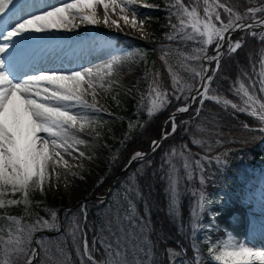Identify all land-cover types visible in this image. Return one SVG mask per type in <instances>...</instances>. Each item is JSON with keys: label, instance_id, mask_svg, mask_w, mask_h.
<instances>
[{"label": "trees", "instance_id": "obj_1", "mask_svg": "<svg viewBox=\"0 0 264 264\" xmlns=\"http://www.w3.org/2000/svg\"><path fill=\"white\" fill-rule=\"evenodd\" d=\"M148 1H152L155 6L143 8L135 4L131 7L136 8L141 15H148L152 35L149 39H142L126 34L118 37L117 43L129 47L136 45L143 51L151 69L150 85L155 79L162 86L161 90L167 92L163 106L149 114L150 100L156 97L150 93V89L137 107L134 99L126 93L123 102H115L119 111L131 115L134 122L117 148L106 179L90 194L95 197L88 198L85 218L80 204H77L61 211L62 229L59 232L40 233L36 236L38 254L32 264H92L82 251L84 233L90 245L94 238V254L104 264L107 261L115 264L108 253L109 244L113 251L120 249L119 259L126 260V264H196L198 256L204 264H208L207 249L210 244L202 241L197 234V221L193 216L201 193L216 192L219 185L223 184L231 188L247 185L252 191L260 188L259 167L264 163V133L259 129L245 127V123L250 126L260 124L251 115L237 110L236 116L232 115L209 99H203L201 103L200 95L197 94L186 112L176 113L173 117L176 125L173 131L169 115L179 107L186 106L191 93L184 86L193 85V90L200 79L194 72L182 68L181 64L203 74L202 56L212 50L215 44H205V38L200 37L189 40L178 29H173L172 25L178 24L177 9L173 7L175 3L169 5L166 0ZM225 1L238 11L264 5V0ZM183 2L189 7L196 6L202 15L197 0ZM248 29L231 35L230 39L239 41L241 47L231 53L226 49L221 55L219 67L208 82L209 93L229 96L237 102L235 85L253 76L252 66L259 60L258 51L262 49L264 53V39L257 40L258 33L250 34ZM201 48L203 52H200ZM194 56L200 59H186ZM169 66L180 81L177 87L184 88L183 91L173 88ZM162 129L165 134L153 145ZM193 139L201 143H193ZM150 149L145 157L133 160L118 174L135 153ZM173 149L176 155H172ZM217 156H221L226 163L218 165L215 160ZM185 158L190 166L188 170L183 167ZM197 160L201 162L202 169L196 166ZM189 172L191 179L188 178ZM201 176L204 177L203 185ZM170 177L178 181L175 203ZM112 181L110 194L104 198ZM62 202L61 205H65ZM156 206L158 209H155ZM49 210L57 213L59 206L49 209L32 204L25 210L21 202L6 205L0 209V238L7 240L10 229L15 234L18 227L8 217H15L21 222L19 226L27 229L36 225L41 218L51 222ZM57 228L58 217L55 229L37 225L29 248H34L32 238L38 230L53 232ZM41 244L44 250H41ZM168 250H173L172 259L169 258ZM46 254L51 257L50 261ZM6 259L9 264H19L24 260L17 262L11 253L6 256L4 245L0 243V264H4Z\"/></svg>", "mask_w": 264, "mask_h": 264}, {"label": "snow or ice", "instance_id": "obj_2", "mask_svg": "<svg viewBox=\"0 0 264 264\" xmlns=\"http://www.w3.org/2000/svg\"><path fill=\"white\" fill-rule=\"evenodd\" d=\"M203 3L205 7L203 8L204 15L202 18L196 6L189 7L183 0H175L173 7L177 9L178 24H174L172 27L178 29L189 40H197L200 37L205 38V44H212L213 40L216 39L217 56L211 59L217 61L218 68L220 41L224 39L225 32L232 28H252L254 25L234 23L233 16L235 21L243 20L245 17L234 13L232 8L221 3L220 0H212L211 4L209 0H203ZM135 4L136 0H72L71 3L53 7L39 14H31L25 19L16 21L10 30L0 31V54L8 53L9 49L14 48L17 44L15 38L23 37L26 33L70 30L71 27H75L74 20L76 19L88 24H98L100 20L97 19L96 9L100 5L103 7V22L105 24L109 22L110 10L115 12L119 9L121 18L125 23H130L133 27H136L135 9L132 10L131 20L126 15L130 6ZM16 7L14 0H0V18H2V15H7L8 12L15 16L14 9ZM220 8L229 13L227 24L224 23L219 11H217ZM258 12H264V8L249 7L246 16L249 19H255ZM9 19H12V17L10 16ZM111 22L113 24L117 23L115 20ZM216 22L219 23V27H217ZM256 24L264 27V19L257 20ZM240 47L241 43L237 41L234 46L229 44L228 50L231 53ZM203 51V48H201L200 52ZM186 59H200V57L194 56ZM11 61V55L7 59L0 58V209L6 205L20 203L18 200L5 201L3 197L9 190L12 194L16 192L23 193L25 197L23 202L25 204L29 203L27 200L29 191L33 189L44 190L45 180L47 179L46 169L50 162L58 163L63 160V156L58 150L67 151L73 144L84 143L83 140L79 139L77 133L83 132L86 127L91 125L92 121L87 115H78L69 111V106L79 105L84 109L98 111L95 105L88 104L83 96L89 89H94L97 86L94 77L103 80L104 77L114 75L115 66L122 64L124 58L121 56L112 57L109 62L95 71L92 68L68 73L40 71L37 74H26L19 79L14 75ZM165 64H167L166 60ZM181 67L194 72L201 80L205 79L202 72L189 69L185 64H181ZM168 71L172 78L173 88L176 91H183L184 88L177 87L180 81L177 74L172 71L171 66H169ZM211 80V76L207 77L208 82ZM41 84L46 86L43 88L38 87ZM84 85H87V88ZM99 86L103 87V84ZM149 87L150 93H154L156 100L159 101V103L156 100L153 101L152 108L149 109L151 115L154 109L163 106L167 92L161 90L162 86L155 79ZM184 87L191 92L193 85L188 84ZM241 87L243 88V86ZM261 90L264 91V89ZM207 93L208 85L204 84L203 91L198 94L203 98L220 102L218 97H208ZM91 95L95 97V92L92 91ZM243 95L246 97L244 101L246 108L240 110L246 111L250 108V114L264 122V103H260L259 109H257L254 97L247 90H244ZM195 98L192 97V99ZM201 103H203V100H201ZM224 103L228 104L230 102L224 101ZM231 106L233 108L237 107L236 104H231ZM187 110V107L178 109L180 112H186ZM175 129L176 125L173 120V131ZM261 131H264V129H261ZM193 143H201V141L193 139ZM153 144L156 145V142L154 141ZM172 155H176L175 149L172 150ZM180 155L183 156L184 153L181 152ZM136 156L139 157L141 154L136 153ZM215 160L218 165L226 163L221 159V156L215 157ZM64 163L67 164L66 161ZM195 164L202 169L203 166L199 160L195 161ZM183 167L185 170L190 167L187 158H185ZM188 178H192L190 172ZM170 180L173 203H175L178 195V181L171 179V177ZM201 184H204L203 176H201ZM206 206V197L201 193L197 204L198 211L194 210L193 216L198 217ZM49 213L51 222L41 218L37 220L36 225H31L27 229L20 227L21 222L15 217H8L18 227L15 234L10 229L7 240L0 238V243L4 245L5 255L14 254L17 262L24 259V264H32L38 253L35 248L30 249L29 246L32 234L37 230V225L47 229L56 228L57 213L55 210H49ZM41 250H44L43 244H41ZM108 253L111 254L115 264H126V260L119 259L121 256L119 248L113 251L112 245L109 244ZM168 253L169 258L172 259L174 256L173 250H168ZM84 254L92 264H97L88 249L86 241ZM46 258L49 261L51 260V257H47V254ZM207 262L208 264H264V248L252 246L248 242L239 241L231 235H227L224 239L210 244L207 249ZM4 264H9L7 259ZM106 264H112V261H107ZM196 264H204V261L198 256Z\"/></svg>", "mask_w": 264, "mask_h": 264}, {"label": "rangeland", "instance_id": "obj_3", "mask_svg": "<svg viewBox=\"0 0 264 264\" xmlns=\"http://www.w3.org/2000/svg\"><path fill=\"white\" fill-rule=\"evenodd\" d=\"M64 2L65 1L63 0H33V3L31 5H27L24 10H16V15H11L12 19H9L7 23H5V20L2 21V19L0 18V31L10 30V28L16 21L25 19L31 14H39L40 12L50 10L53 7H59L60 5H63ZM199 2L202 6H204L203 0H199ZM211 2L212 0H209V3ZM220 2L232 8L234 13H238L241 16H244L245 18L243 20H250L246 16V12L249 7L242 11H238L237 8H235L229 2L225 0H220ZM166 3L169 5H173L175 3V0H166ZM148 5L154 6V4L150 2H148ZM262 6L264 5L252 6V8H261ZM28 7L31 8L27 9ZM101 7L102 5L97 6V13L101 10ZM217 11H219L221 19H229V13L225 12L224 9L220 8L217 9ZM130 12H132V10H130ZM147 17L148 15L139 16L136 13L135 19L137 26H128L127 29L125 28L123 31L116 33L115 35H111L110 33L102 35L103 26H101L99 23L89 25L88 23L81 22L79 19L74 20L75 27H71L70 30H81L79 31L80 33L76 32L77 35H79L78 37H83V35H86L88 33L92 35L93 32H89L90 28L88 29L87 27L88 25H92L96 29L95 32L99 33L98 37L106 36L105 43H103V45L107 46L109 49L101 51H99L98 49V51H96L94 54L93 52H91L83 61L79 59V56H77V54L75 55L74 59L68 60V58H66L64 60V64L67 70L81 71L83 69L92 68L95 71L96 69L101 68L104 64L109 62L112 57L115 56L123 57L124 62L120 65L115 66L114 75L110 77H104L103 80L94 77L97 86L94 89H89L88 92L84 95L83 99L89 101V104H94L98 111H93L92 109H84L81 110L80 113L77 112L78 115H87L92 121L91 125L86 127L83 132H79L80 134L78 135V137L79 139L83 140L84 143L73 144L72 147L67 149L68 153L63 152L62 150H58L63 156V160L59 161L58 163L50 162L48 168L46 169L47 179L45 180L44 190L40 191L39 189H33L29 191L27 196V200L29 201V203L27 204L23 202L25 200L23 193L18 192L12 194L9 190V192L3 197L5 201L21 198V202L22 204H24L26 210H28V205L32 202H35L36 204L42 205L49 209L58 207L62 201V203H65V205H70L77 202L80 204L81 208H86L89 205L88 198L92 196L90 194L94 192L99 185H101L104 178L106 179L107 172L109 170L113 157L116 155L117 148L121 140L126 136L127 130L134 122L131 115L119 111V107L115 102H123V95L126 93L134 99V105L137 106L147 96L150 89L149 85L151 70L145 60L144 53L136 47L117 48L116 46V36L125 33H132L137 37L149 38L152 35V31L148 27L149 21ZM139 20H141L142 22V34H139L136 31V28L141 24ZM233 20L235 22L234 16ZM253 27L260 28H258L256 31ZM253 27L248 29L247 32L250 34L252 32H255L256 34L258 33L259 36H257V40H263L262 38L264 36V27H261L256 23ZM70 30L61 29L43 33H36L33 38H29L28 34H24V36L20 37L19 40L32 39L33 41V39H39L43 37L42 35L45 34L46 36H52V38L64 37L63 39H66V32ZM19 43L21 44L22 41ZM213 43L216 44L217 40L214 39ZM235 43V40H231L229 38L221 51L222 54L226 51V49L227 51H229V44H232L234 46ZM93 46L95 45L93 44ZM263 54L264 53L261 49L260 51H258L257 55H259V57H264ZM0 56L3 57L2 55ZM82 65H85V67H82ZM216 68L217 66H214L213 64V72L216 70ZM51 70H55V72H63V69ZM134 70H136L135 73L133 72ZM252 70L253 76H248L246 80L239 81L234 87L235 91L237 90L236 92L234 91V94L237 95V97H235L237 98V102H235L232 98H229V96L222 97L217 94L209 93L210 96L218 97L222 102L229 101L230 103L226 104L227 107H232L231 104H236V108L241 111L240 109L246 108V105L244 103L246 97L243 95V92L244 90H247L249 94L254 97L256 101L255 106L257 107V109H259V104L264 103V97L262 96L261 90H259L260 83L257 82L259 76H256L254 70H256L257 72L259 71L260 74H264V60L260 59L258 65H256L254 69L252 68ZM128 71L130 72L131 77L125 78ZM260 77L262 80V76ZM100 84H103V87H100ZM84 86H86L85 88H87V85ZM241 86H243V88ZM92 91L95 92V97L91 95ZM154 100H156V97L155 99L153 98L150 100V108H152ZM156 102L159 103L158 100H156ZM159 108L160 107H157L153 111H156ZM87 110H89V112ZM244 112L250 114V108ZM171 113L173 114H171L169 118L173 122V117L176 113L175 111H172ZM258 121L260 122L261 127H263L264 129V122L260 121L259 119ZM81 153H83V155H81ZM64 161H66L67 164H65ZM260 168L261 169L259 172L262 176V184L261 189H259L257 192H251L246 186H235L233 188H230L223 184L219 185L217 193L204 194L207 200V206L205 210L199 214L198 217H195L197 221V234L200 236L202 241H206L211 244L222 240L227 235H229L225 231L217 230L218 228H213L214 231L210 229L211 227L207 220L208 208H212L213 212H217L225 208H230L231 213L225 216V221L236 220V218L238 217L258 222L255 216L264 215V164ZM57 189H59L58 192ZM92 197H95V195ZM199 199L200 196L198 198V201ZM155 209H158V206H156ZM196 211H198V208H196ZM257 227L258 226L254 227L255 229L252 228V230L249 229L244 234L242 233L239 236H231L236 238V240L248 242L252 246L258 244L257 247L264 248V237L260 240H257L259 236V234L257 233L259 228ZM261 227L264 228V225L261 224ZM89 248L90 251L93 252L94 243H92V245H89Z\"/></svg>", "mask_w": 264, "mask_h": 264}, {"label": "bare ground", "instance_id": "obj_4", "mask_svg": "<svg viewBox=\"0 0 264 264\" xmlns=\"http://www.w3.org/2000/svg\"><path fill=\"white\" fill-rule=\"evenodd\" d=\"M36 2H38V1H36ZM14 3L17 5V7H16V9H14V11H16V10L18 11L20 9L24 10L27 5H31L33 3V0H14ZM31 7H33V6H31ZM31 7H28L27 9H29ZM204 7H205V5H204ZM7 15L9 17L12 15V13L8 12ZM7 15H2V16H7ZM126 15L129 17L130 20L132 19V12H130L129 10L126 12ZM109 16H110L109 22L107 24H105L103 22V7H101V10L97 13V19L100 20L99 24L101 26H103L102 35H105L106 33H110L111 35L116 34V33L123 31L125 28L127 29L128 26H132V24H130V23H125V21L121 18V13L119 12V9H117L115 12H112L110 10ZM257 19L258 20L264 19V14H263V17L261 16ZM112 20H115L117 23L113 24L111 22ZM139 22H141V20H139ZM216 23H217V27H219L220 26L219 23L218 22H216ZM224 23L227 24L228 21H224ZM89 25L87 26L88 29L90 28L89 32H93V34L92 35H85L83 37H78L76 35L77 34L76 32H79L81 30H74V31L70 30V31L66 32L67 33L66 39L52 38L50 36H48V38H47L46 35H42L43 37H41L39 39H33V41H28L25 39L19 40L20 37H16L15 38V40L17 41L16 46L14 48H10L8 53L0 54L3 56V57L0 56V58L7 59V57L9 55L12 56L11 62L13 65V72H14V75L18 79L25 76L26 74H37L40 71L51 72L52 71L51 69H63L62 73L71 72V71L67 70V68L64 64V59L61 57V55H58L60 53V51L63 52V55H67L68 60L74 59L75 55L78 53L77 56H79V59L83 61L88 56V54H90L91 52H93V54H94L96 51H98V49H99V51L109 49L107 46L103 45V43H105V37L106 36L105 37H102V36L98 37L99 33L95 32L96 29L92 25L91 26H89ZM141 27H142V23L140 24V26H138L136 28V31L139 34L143 33ZM235 29L236 28H232V29L226 31L224 34V39L226 40V38L229 35H231L235 31ZM26 34H28L29 38H33L36 35L35 32L26 33ZM48 35H50V34H48ZM44 40H46V41H44ZM21 41H22V43L20 44L19 42H21ZM93 44L95 46H93ZM212 57H213L212 54H208L206 56V60H205V62H206L205 67L206 68L208 67V65H210V62L212 61V59H211ZM83 66L85 67V65H82V67ZM90 67H91V65H90ZM133 72L135 73L136 70H134ZM136 76H135V78H136ZM261 76H262L261 89H264V74H261ZM129 77H131V74L128 71L126 73L125 78H129ZM45 86L46 85H44V84L38 85V87H40V88H43ZM84 87H86V86H84ZM201 91H203V89ZM263 94H264V91H263ZM87 102L89 104V101H87ZM81 110H84V108H82L79 105H76V106L70 105L69 106V111H71L75 114L77 112L80 113ZM87 111L89 112V110H87ZM79 134L80 133H77V135H79ZM59 150H62L63 152L68 153V151H64L63 149H59ZM230 211H231L230 208H225L223 210L213 212L212 208H208L207 220L210 224V227H211L210 229H212V231H214L213 228H216V229L218 228L217 230L225 231L227 234L233 235L235 237L237 235L239 236L242 233L244 234L247 230H249V229L252 230V228L258 226L257 228H259V229H258L257 233L259 234L260 237L258 236L257 240H260L264 237V228L261 227V224L264 225V215L263 216H255L256 219L258 220V222L251 221L250 219H244V218H238V217L236 218V220L225 221L224 218L227 214L231 213ZM217 230H216V233H217ZM87 245H88V249L90 251L89 242ZM257 245L258 244H255L256 247H257ZM90 253L93 254L91 251H90Z\"/></svg>", "mask_w": 264, "mask_h": 264}, {"label": "water", "instance_id": "obj_5", "mask_svg": "<svg viewBox=\"0 0 264 264\" xmlns=\"http://www.w3.org/2000/svg\"><path fill=\"white\" fill-rule=\"evenodd\" d=\"M262 17H263V15H262ZM254 21H256V20H254ZM253 21V22H254ZM240 28H237V29H235V31L236 30H239ZM225 39H223L222 40V42H221V44H220V48H219V50H221V48H222V46L225 44ZM203 61H205V58H203ZM206 74H207V70H206V72H205V74H204V77H205V79L204 80H201L200 81V85L191 93V97L197 92V91H199V90H202L203 89V85L204 84H206ZM141 156H143V155H141ZM140 157V156H139ZM134 158H137V156H135ZM58 217H59V222H60V214L58 213ZM59 229H61V227L59 228ZM42 232H46V231H42ZM95 259V258H94ZM95 261L97 262V264H100L96 259H95ZM22 264H24V262L22 263Z\"/></svg>", "mask_w": 264, "mask_h": 264}]
</instances>
